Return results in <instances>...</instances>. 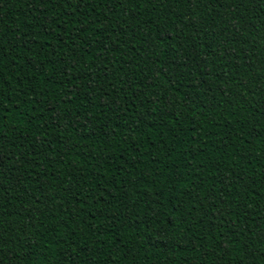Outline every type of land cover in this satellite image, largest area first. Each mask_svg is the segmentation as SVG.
<instances>
[{
  "label": "trees",
  "instance_id": "trees-1",
  "mask_svg": "<svg viewBox=\"0 0 264 264\" xmlns=\"http://www.w3.org/2000/svg\"><path fill=\"white\" fill-rule=\"evenodd\" d=\"M0 264H264V0H0Z\"/></svg>",
  "mask_w": 264,
  "mask_h": 264
}]
</instances>
